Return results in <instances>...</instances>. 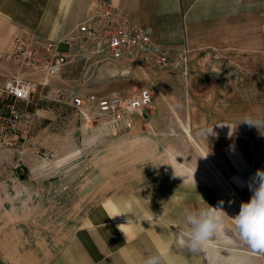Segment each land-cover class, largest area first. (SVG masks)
Here are the masks:
<instances>
[{"label": "rangeland", "instance_id": "obj_1", "mask_svg": "<svg viewBox=\"0 0 264 264\" xmlns=\"http://www.w3.org/2000/svg\"><path fill=\"white\" fill-rule=\"evenodd\" d=\"M160 70L128 62H78L39 87L33 103L20 105L17 136L10 145L0 142V264L2 258L54 264L77 236V253L83 255L87 240L105 264H135V255L146 257L161 249L171 253V264H239L247 259L264 264V253L253 252L234 233L230 217L241 205L220 181L212 185L217 196L213 193L208 205L227 215L222 228L197 254L177 246L182 208L191 200L196 205L200 193H181L173 186L152 191V185L168 179L162 177L167 170L177 169L170 154H187L186 162L177 163L197 181L199 169L212 171L213 166L200 160L184 115L158 92L166 82L151 76ZM142 85L154 89V101L134 133L113 130L70 107L75 93H121ZM148 123L157 128H146ZM117 211L125 214L111 217ZM167 213L172 219L166 220ZM121 224L126 235L118 228ZM169 224L176 226L169 229ZM117 251L131 257L116 259Z\"/></svg>", "mask_w": 264, "mask_h": 264}, {"label": "crops", "instance_id": "obj_2", "mask_svg": "<svg viewBox=\"0 0 264 264\" xmlns=\"http://www.w3.org/2000/svg\"><path fill=\"white\" fill-rule=\"evenodd\" d=\"M90 1L0 0V84L12 66L7 53L18 29L26 28L44 37L57 38L83 18ZM109 1L126 11L159 43L187 45L189 49L186 75L180 70H160L151 77L157 83L166 82L161 89L157 88L158 92L173 103L177 113L184 115L183 125L193 136L200 157L202 155L200 160L212 165L213 170L199 169L197 181L189 168L177 163V160L186 162L187 154L184 153L183 158L170 154V161L177 159L174 160L177 169L162 174L168 179L152 185V191L173 186L181 193H200L196 205L193 200L183 202V211L205 208L213 193L217 196L212 190L217 181L226 183V189L240 205L250 200L253 177L257 170H264V134L240 121L246 114L264 117V0ZM147 116L145 110L144 117L134 120L125 132H136L140 120ZM146 128L157 127L148 123ZM172 128L176 129L177 125L173 124ZM211 128L212 134L207 137ZM197 183L201 186H196ZM141 189L136 188L138 194ZM167 214L166 220L172 219L170 213ZM233 226L238 236L234 222ZM78 238L70 239L54 264L106 263L92 251L93 244L87 240L83 243V255H79L75 249L80 242ZM152 246L154 248V244H150ZM115 257L131 256L117 251ZM135 257V264H143L144 256ZM1 263L36 264L12 258H2ZM239 264H249L248 259Z\"/></svg>", "mask_w": 264, "mask_h": 264}, {"label": "built area", "instance_id": "obj_3", "mask_svg": "<svg viewBox=\"0 0 264 264\" xmlns=\"http://www.w3.org/2000/svg\"><path fill=\"white\" fill-rule=\"evenodd\" d=\"M188 56L187 45L159 43L109 0H91L83 18L54 39L20 28L13 34L7 53L14 70L0 85V142L10 145L17 136L23 119L20 105L33 103L38 88L70 64L128 62L152 69L180 70L186 75ZM153 100L152 89L142 85L121 93H75L70 107L113 130L126 131L134 120L144 117Z\"/></svg>", "mask_w": 264, "mask_h": 264}, {"label": "clouds", "instance_id": "obj_4", "mask_svg": "<svg viewBox=\"0 0 264 264\" xmlns=\"http://www.w3.org/2000/svg\"><path fill=\"white\" fill-rule=\"evenodd\" d=\"M240 123L256 127L261 134H264V117L255 118L246 114L241 118ZM210 134H212V128L207 131V137ZM250 190L253 192L250 200L243 202L239 213L231 219L239 238L253 252L264 253V170H257L253 182L250 184ZM122 214L125 213L117 211L111 217ZM183 216L184 226L169 224L168 227L169 229L171 226L177 227L178 247L186 248L189 252L197 254L205 249L209 240L222 228L224 217L227 215L220 207L208 205L207 208L199 210L185 209ZM131 221V219H128L127 224ZM148 222L150 223V221ZM124 226L125 224H121L118 225V228L126 235ZM171 261V253L161 249L148 254L143 260V264H171Z\"/></svg>", "mask_w": 264, "mask_h": 264}, {"label": "bare ground", "instance_id": "obj_5", "mask_svg": "<svg viewBox=\"0 0 264 264\" xmlns=\"http://www.w3.org/2000/svg\"><path fill=\"white\" fill-rule=\"evenodd\" d=\"M208 246H209V244H208ZM211 246V245H210ZM215 246V245H214ZM212 248V247H211ZM216 249V248H215ZM226 249V248H225ZM213 250V249H212ZM218 250V249H217ZM237 251V250H236ZM214 252H215V250H214Z\"/></svg>", "mask_w": 264, "mask_h": 264}]
</instances>
